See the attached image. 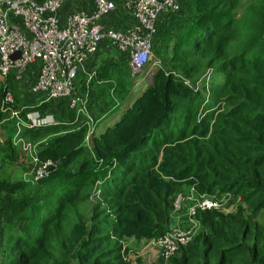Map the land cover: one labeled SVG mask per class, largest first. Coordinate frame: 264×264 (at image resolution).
I'll list each match as a JSON object with an SVG mask.
<instances>
[{"label": "trees", "instance_id": "trees-1", "mask_svg": "<svg viewBox=\"0 0 264 264\" xmlns=\"http://www.w3.org/2000/svg\"><path fill=\"white\" fill-rule=\"evenodd\" d=\"M254 2L263 7L264 0ZM240 3L181 0V12L159 24L156 37L177 32L168 61L184 77L158 68L152 83L91 135L89 149L80 120L87 115L75 118L74 110L60 125L23 132L40 143L38 157L55 166L37 182L28 159L25 178L0 176V264H131L124 245L167 233L172 201L189 187L201 195L232 193L241 207L198 214L200 233L168 264H264V226L257 222L264 211V41L243 48L233 42L240 37L235 13L252 14ZM258 22L264 38L263 11ZM122 65L129 72L122 60L101 62L92 82L99 70L105 77ZM204 69L211 85L222 82L213 90L218 110L206 106L203 116L200 93L184 79ZM8 82L1 97L14 88ZM58 103L26 111L52 114ZM13 129L7 147L0 146L8 163L23 154L11 144ZM49 134L55 136L47 141Z\"/></svg>", "mask_w": 264, "mask_h": 264}, {"label": "built area", "instance_id": "built-area-1", "mask_svg": "<svg viewBox=\"0 0 264 264\" xmlns=\"http://www.w3.org/2000/svg\"><path fill=\"white\" fill-rule=\"evenodd\" d=\"M180 12L181 0H0V78L14 87L2 97L0 128L15 121L11 144L33 164L34 182L55 165L38 157L40 143L23 132L56 122L51 113L27 111L25 119L21 113L65 100L68 110L83 114L86 101L77 106L75 82L84 78L89 89L104 58L122 60L132 79L144 77L157 27ZM17 95L23 104L19 111L14 110ZM171 206L168 232L145 241V255L156 251L161 264L192 243L200 230L198 214L236 213L241 199L232 193L201 195L189 187L176 194Z\"/></svg>", "mask_w": 264, "mask_h": 264}, {"label": "rangeland", "instance_id": "rangeland-1", "mask_svg": "<svg viewBox=\"0 0 264 264\" xmlns=\"http://www.w3.org/2000/svg\"><path fill=\"white\" fill-rule=\"evenodd\" d=\"M251 1L253 0H241L240 3L241 10L244 7H246V11L248 12L252 11L250 17L242 18L241 13L239 12L235 13L236 14L235 22L239 23V27H240L238 33L240 37L236 38L235 41L233 42L238 47H241L242 44L243 46L249 45L250 43L254 45L256 41H264V38L257 34V31L259 29L258 19L260 13L262 11L264 12V2H262L260 5L263 7H259L257 5L256 6L252 5ZM254 1L255 2L253 4L259 3L258 0H254ZM174 30L175 27L172 31ZM177 37L178 34L177 32L174 31L172 34L161 35L159 41L157 39L156 47L154 48L153 51L151 63H149V65L144 70L143 73L144 77L139 76L137 79L133 80L130 75V71L129 72L126 71L127 69L124 68L125 67L124 65H122V68L119 66L113 67L111 71H108L106 73L105 77L103 75L106 69H103V71L99 70L97 80L94 83L91 82L89 84L90 89H86L85 87L82 88V85L85 84L84 78L77 79L78 81L75 82L74 99L76 100V104L79 108H81L82 106L81 103L90 100L92 94H90L89 92L91 89H92L91 92L94 95H96L95 103L92 105L90 111H88L87 106L86 107L84 106L85 110L83 114H85V116L87 115L86 119L85 120L80 119L81 124L86 126V134L83 144L84 148L89 149L90 144L88 139L91 137V135L98 134L102 130V128L106 126L109 122L112 123V120L114 121V119H116L117 116L120 115V112L124 109V107H126L129 101L132 100L134 97H136L138 94H140L142 90H144L146 87H148V85L152 83L153 74L158 68L163 67L167 71L171 70V72L176 74L177 76L184 77L181 73V70H179V68H175V65H171L168 61V59H171L173 57V50L175 49L177 51V47H176ZM263 46L264 45H261L260 49H262ZM159 51L161 52V54H159ZM256 51L258 50H255V52ZM103 60L105 61L106 58H104ZM113 71H117L115 72V74H117V77H115V75L112 73ZM201 71L202 70H200L199 73ZM111 73H112L111 77L113 78L110 77ZM209 74H210L209 71L207 69H204L201 72V74L197 76V78L184 79L189 85L193 86L194 89L200 93V97L204 101L202 105L204 112L201 113L203 116L208 113V112L205 113L206 106L211 107L212 111H217L219 107L218 103L213 102L212 100L215 99V94L213 93V90L217 85H219L222 82V80L219 79L218 84L211 85L207 80V76ZM4 86H5V79L0 78V105L2 102V97H1L2 87ZM22 105H23L22 99L17 95V101L15 102L14 110L19 111L22 108ZM66 105H67L66 102L62 101L59 102L55 107L56 109L54 110L52 115L54 117L56 125H60L59 123H61L62 121L68 118L69 110L66 107ZM223 108H225V106H221V111H223ZM26 113L29 112L23 111L21 113L22 119H25ZM78 116L75 114V118H77ZM0 119H1V114H0ZM197 120L199 121V117L197 118ZM13 121L6 123L5 126H7L8 128L10 127L12 130L13 125L11 122ZM77 126H80V123L77 124ZM7 127H5L6 129L0 128V146L2 147H7L6 145L9 144L8 142L10 139V130H8ZM76 129L77 127H75V130ZM54 136L55 134H49L45 136L44 139L48 141ZM1 157H3V155H0V160H1L0 162L3 161ZM16 158H17V162L15 163H8L6 161H3V165L0 169V176H3L5 178L11 177L13 178V182L25 178L30 173L31 170V164L27 161L26 157L23 154L17 153ZM80 160L81 158L79 159V161ZM257 222L264 226V211L261 212ZM200 231H201V226L197 235L200 233ZM145 243H146L145 241L140 243L129 242L126 245H124V247L128 250L129 260L131 261V264H161L160 260H157L156 258L154 259L152 257H147V255H145L146 253Z\"/></svg>", "mask_w": 264, "mask_h": 264}, {"label": "crops", "instance_id": "crops-1", "mask_svg": "<svg viewBox=\"0 0 264 264\" xmlns=\"http://www.w3.org/2000/svg\"><path fill=\"white\" fill-rule=\"evenodd\" d=\"M112 122H113V120H112ZM110 123V122H109ZM108 123V124H109ZM7 129H8V127H7ZM152 255V256H151ZM155 255H156V257H155ZM147 257H152V258H156L157 260H160V258H159V256H158V253L156 252V251H151L148 255H147ZM155 262H156V260H155Z\"/></svg>", "mask_w": 264, "mask_h": 264}, {"label": "water", "instance_id": "water-1", "mask_svg": "<svg viewBox=\"0 0 264 264\" xmlns=\"http://www.w3.org/2000/svg\"><path fill=\"white\" fill-rule=\"evenodd\" d=\"M15 55L12 56V58H14Z\"/></svg>", "mask_w": 264, "mask_h": 264}]
</instances>
